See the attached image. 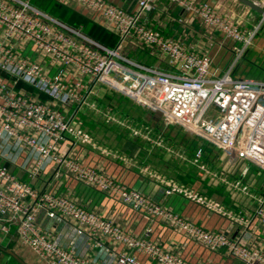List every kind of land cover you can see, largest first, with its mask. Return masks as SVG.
<instances>
[{
    "label": "built area",
    "instance_id": "built-area-1",
    "mask_svg": "<svg viewBox=\"0 0 264 264\" xmlns=\"http://www.w3.org/2000/svg\"><path fill=\"white\" fill-rule=\"evenodd\" d=\"M57 1L66 6L79 5L117 36V43L108 46L97 41L36 7L32 0H0V147L5 155L27 149L31 175L55 163L56 175L67 168L86 184L116 192L122 202L148 218L159 215L210 248L226 247L245 264H264V249L250 245L243 235L231 238L165 211L141 191L59 150L68 135H80L74 121L84 108H99L93 97L98 86L107 84L137 96L169 121H177L220 148L264 168V80L233 74L252 44L258 25L246 30L204 0H137L133 10L107 0ZM158 1L181 7L233 41L235 60L231 66L219 73L209 53L190 48L148 25L145 17ZM126 45L146 49L159 63L167 61L170 69L132 59L123 51ZM213 108L219 111L216 117L210 114ZM106 118L117 121L111 111L106 112ZM131 130L134 135L142 134L140 128ZM203 151L202 147L196 149L194 163L198 164ZM166 183L165 194L182 191L175 182ZM40 208H46L52 218H75L79 235L93 236L100 231L151 253L165 264H182L178 256L150 240L151 227L141 238L132 237L81 205L41 193L0 163V233L15 232L20 243L46 264H97L43 228L37 221ZM255 216L264 226L263 204L255 209ZM109 255L118 264H137L123 252L110 250Z\"/></svg>",
    "mask_w": 264,
    "mask_h": 264
},
{
    "label": "crops",
    "instance_id": "crops-1",
    "mask_svg": "<svg viewBox=\"0 0 264 264\" xmlns=\"http://www.w3.org/2000/svg\"><path fill=\"white\" fill-rule=\"evenodd\" d=\"M107 1L126 10H133L137 5V0ZM204 1L213 4L246 30L254 29L263 18L260 12L239 0ZM253 1L264 7V0ZM68 6L99 24L79 5L73 3ZM145 22L190 48L209 53L213 58V67L220 72L226 71L235 60L233 41L224 39L221 33L207 27L181 7L158 1L156 8L146 15ZM125 49L141 53L134 58L130 56L134 60L170 69L167 61L159 63L146 49L131 45L124 46L123 51ZM236 68L237 64L233 74ZM113 87L107 84L97 87V96L93 98L99 107L100 94ZM147 108L144 117L137 119L125 112L126 115L119 116L108 109L86 107L74 121L75 131L80 135H68L59 150L82 165L93 167L141 191L165 211L231 238L243 235L250 245L264 249V226L255 216V209L260 204L264 205V168L213 143L214 148L207 147L214 155L210 161L206 159L196 164L193 155L188 157L186 152L173 155L171 148L162 143L164 129H158L161 113L149 106ZM110 111L117 121L107 120L106 112ZM132 127L140 128L142 134L134 135ZM29 153L27 149H19L5 155L0 147V163L7 165L23 180L31 182L41 193L81 205L132 237L141 238L145 229L151 227L150 240L178 256L182 264H245L226 247L210 248L159 215L148 218L142 211L122 202L116 192L86 184L75 178L67 168H62L56 175L58 165L55 163H48L38 174L31 175ZM209 167L214 170L209 171ZM167 181L175 182L182 191L165 194ZM37 221L43 228L50 229L60 243L73 245L79 254L97 264H118L109 255L110 250L129 255L137 264H165L151 253L100 231L93 236L79 235V225L73 217L52 218L46 208H40ZM0 264L46 263L40 261L28 246L22 245L12 232L9 235L0 233Z\"/></svg>",
    "mask_w": 264,
    "mask_h": 264
},
{
    "label": "rangeland",
    "instance_id": "rangeland-1",
    "mask_svg": "<svg viewBox=\"0 0 264 264\" xmlns=\"http://www.w3.org/2000/svg\"><path fill=\"white\" fill-rule=\"evenodd\" d=\"M67 7V18L61 20L65 24L78 29L80 22L84 23V21L86 22L88 20L87 15H84L79 11L73 10V8L69 6ZM254 44L256 46H254ZM124 53L133 58L141 54L137 51L131 52L128 49H125ZM251 61L253 63H251ZM218 72L220 73V69L218 70ZM234 76L237 78H244L247 76L264 78L263 20L258 23L256 33L252 39V44L249 46L247 52L243 56H241L240 60L238 61ZM104 91L105 92L100 94L99 97L100 107L98 109L100 110L108 109L114 112L115 114H118L119 116L126 115L124 114L125 112L128 113L130 116L132 115L133 117H138L137 119H142L144 117L143 113L148 110V105L145 101L141 100L137 96L123 89L113 87L108 89L106 88ZM218 113L219 111L217 108H213L210 112L211 116L213 117H216ZM159 122L160 124L158 129H164V134H162L161 137V139H164L162 143H164L165 146L171 148L170 151L173 155L186 152L187 156L191 157V155L194 156V153L198 147H202L204 151L198 164H200L202 160L207 159L210 161L213 159L214 155L212 154L210 148H214V145L202 134L190 130L189 128L177 121H169L163 114H161ZM208 146L210 147L209 149H207ZM213 170L214 169L209 167V171Z\"/></svg>",
    "mask_w": 264,
    "mask_h": 264
},
{
    "label": "trees",
    "instance_id": "trees-1",
    "mask_svg": "<svg viewBox=\"0 0 264 264\" xmlns=\"http://www.w3.org/2000/svg\"><path fill=\"white\" fill-rule=\"evenodd\" d=\"M32 4L59 20L67 18L68 7L59 3L57 0H32ZM78 27L81 31L84 30L85 32H83L86 35L108 44V46L114 45L117 42V36L93 21L87 20L84 23L80 22Z\"/></svg>",
    "mask_w": 264,
    "mask_h": 264
},
{
    "label": "water",
    "instance_id": "water-1",
    "mask_svg": "<svg viewBox=\"0 0 264 264\" xmlns=\"http://www.w3.org/2000/svg\"><path fill=\"white\" fill-rule=\"evenodd\" d=\"M239 1L247 4L248 6L252 7L253 9L257 10L258 12H260L262 15H264V7L259 5L257 2H255L253 0H239Z\"/></svg>",
    "mask_w": 264,
    "mask_h": 264
}]
</instances>
